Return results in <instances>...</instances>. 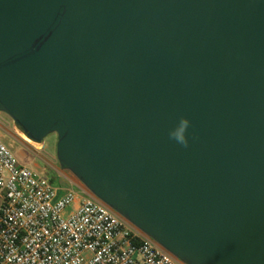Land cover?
I'll list each match as a JSON object with an SVG mask.
<instances>
[{"label": "water", "instance_id": "95a60500", "mask_svg": "<svg viewBox=\"0 0 264 264\" xmlns=\"http://www.w3.org/2000/svg\"><path fill=\"white\" fill-rule=\"evenodd\" d=\"M0 113L181 264H264V0H0Z\"/></svg>", "mask_w": 264, "mask_h": 264}, {"label": "built area", "instance_id": "2783aa9c", "mask_svg": "<svg viewBox=\"0 0 264 264\" xmlns=\"http://www.w3.org/2000/svg\"><path fill=\"white\" fill-rule=\"evenodd\" d=\"M0 264H181L91 195L21 163L0 138Z\"/></svg>", "mask_w": 264, "mask_h": 264}, {"label": "rangeland", "instance_id": "374dc122", "mask_svg": "<svg viewBox=\"0 0 264 264\" xmlns=\"http://www.w3.org/2000/svg\"><path fill=\"white\" fill-rule=\"evenodd\" d=\"M0 138L11 149L21 163L46 175L57 186L70 189L75 185L83 186L70 172L61 169L57 159L56 134L46 138L44 144L29 142L16 128L14 121L0 113Z\"/></svg>", "mask_w": 264, "mask_h": 264}, {"label": "clouds", "instance_id": "9594fccd", "mask_svg": "<svg viewBox=\"0 0 264 264\" xmlns=\"http://www.w3.org/2000/svg\"><path fill=\"white\" fill-rule=\"evenodd\" d=\"M190 126V120L187 117H181L176 126L170 130L169 138L183 147H188L187 130Z\"/></svg>", "mask_w": 264, "mask_h": 264}, {"label": "bare ground", "instance_id": "6f19581e", "mask_svg": "<svg viewBox=\"0 0 264 264\" xmlns=\"http://www.w3.org/2000/svg\"><path fill=\"white\" fill-rule=\"evenodd\" d=\"M24 136V135H23ZM25 137V136H24ZM26 138V137H25ZM29 142H30V140L28 139V138H26Z\"/></svg>", "mask_w": 264, "mask_h": 264}]
</instances>
